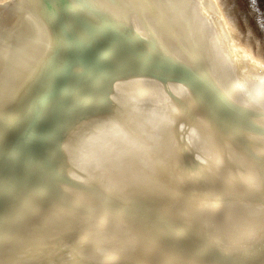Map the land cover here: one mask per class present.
Masks as SVG:
<instances>
[{
    "label": "bare ground",
    "instance_id": "bare-ground-1",
    "mask_svg": "<svg viewBox=\"0 0 264 264\" xmlns=\"http://www.w3.org/2000/svg\"><path fill=\"white\" fill-rule=\"evenodd\" d=\"M238 14L231 0H0V134L57 59L60 28L115 44L89 99L53 112L51 171L7 210L0 264H264V40ZM149 186L174 192L165 209L195 247L135 221Z\"/></svg>",
    "mask_w": 264,
    "mask_h": 264
},
{
    "label": "water",
    "instance_id": "water-1",
    "mask_svg": "<svg viewBox=\"0 0 264 264\" xmlns=\"http://www.w3.org/2000/svg\"><path fill=\"white\" fill-rule=\"evenodd\" d=\"M64 29L65 27L60 28L61 39L57 59L51 62L42 78L34 86L29 87L27 93H24V110L14 115L6 130L0 134V225L7 210L8 212L13 210L17 199L25 200L33 193H37L38 188L41 190L43 181L47 180L49 174L44 175L43 172L51 171L52 166L49 167L51 157L47 155H50V145L55 140L51 136L48 137V134H51L52 129L59 125L53 121V112L57 113L61 103L65 101L68 102L67 106L74 109L82 102H86L92 90L86 94L82 93L83 89H86L88 85H97L103 78L101 75L99 78L93 77L96 64L107 61L109 57L112 58V55L103 56L106 54L103 46L106 42H110L112 47L115 44L107 38L103 40L105 38L103 35L91 33L83 28H81L82 32L78 33L68 28L66 31ZM103 96L102 101H107L108 93L105 92ZM110 97L111 95L107 99H111ZM243 137L246 136H242L244 141ZM55 149L54 146L53 150ZM74 187L76 192H83L86 188L79 185ZM148 188L153 191L155 189L153 186L146 187L132 205L131 212L136 211L135 221H144L146 225H150V230L159 228L157 233L165 235L166 239L169 233L176 236L177 240H183V244L187 247H195L196 241H192L194 236L190 232L191 229L185 220L179 217L182 215L179 208L170 210L172 211L170 214H167L169 211L165 209L168 203L180 201L176 199L174 192L145 191ZM92 189L94 190L92 193H100ZM184 191L187 192L188 188L184 187ZM23 192L25 195L19 196ZM85 192L92 194L90 191ZM188 193L189 191L183 194L184 197L190 195ZM145 196L148 198H144ZM102 197L106 200L104 196ZM197 241L199 242V239ZM197 251L199 252V247ZM257 257L253 255L242 264H257L255 260ZM261 257H264V254Z\"/></svg>",
    "mask_w": 264,
    "mask_h": 264
},
{
    "label": "rangeland",
    "instance_id": "rangeland-1",
    "mask_svg": "<svg viewBox=\"0 0 264 264\" xmlns=\"http://www.w3.org/2000/svg\"><path fill=\"white\" fill-rule=\"evenodd\" d=\"M231 2L234 4L237 14L239 12L238 17L243 27L246 28L249 25L254 33L260 38L263 37L264 40V0H254V2L253 0H231Z\"/></svg>",
    "mask_w": 264,
    "mask_h": 264
},
{
    "label": "snow or ice",
    "instance_id": "snow-or-ice-1",
    "mask_svg": "<svg viewBox=\"0 0 264 264\" xmlns=\"http://www.w3.org/2000/svg\"><path fill=\"white\" fill-rule=\"evenodd\" d=\"M253 2H254V0H253ZM241 123H243V121L241 120ZM249 183L251 184V186H255V181L254 180H249ZM259 183H260V186L262 187V188H264V173H261V175H260V178H259ZM260 239L262 240V241H264V234H262L261 235V237H260ZM134 241H132V240H129V241H127L126 242V244L128 245V246H133L134 245ZM252 243H255V240L253 239V240H251L250 241V244H252ZM238 251H240V250H238ZM93 255L94 256H97V257H100V256H106V255H110L109 253H96V252H93Z\"/></svg>",
    "mask_w": 264,
    "mask_h": 264
}]
</instances>
